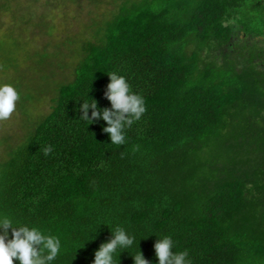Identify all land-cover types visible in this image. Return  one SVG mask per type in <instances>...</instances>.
I'll return each mask as SVG.
<instances>
[{"label": "trees", "instance_id": "16d2710c", "mask_svg": "<svg viewBox=\"0 0 264 264\" xmlns=\"http://www.w3.org/2000/svg\"><path fill=\"white\" fill-rule=\"evenodd\" d=\"M113 72L147 108L120 146L79 111L111 107ZM3 84L0 214L58 236L54 264L116 226L117 264H158L165 235L191 264H264V0H0Z\"/></svg>", "mask_w": 264, "mask_h": 264}, {"label": "clouds", "instance_id": "9594fccd", "mask_svg": "<svg viewBox=\"0 0 264 264\" xmlns=\"http://www.w3.org/2000/svg\"><path fill=\"white\" fill-rule=\"evenodd\" d=\"M109 76L105 96L111 107L101 109L95 99L92 102L81 100L79 111L83 115L80 118L91 124L102 118L106 122L103 131L109 134L111 144L120 146L126 143L125 129L141 120L147 108L143 96L131 89L124 75L113 72ZM19 99L13 85H0V121L11 118ZM51 151L49 146L44 154ZM111 232L112 239L95 251L92 264H117L118 252H128L126 250L136 243V236L122 226L114 227ZM174 247L175 242L169 235L157 239L154 249L158 264H191L188 253L173 251ZM62 251V241L58 236L46 233L39 226L22 223L12 215L0 214V264H54ZM131 256L134 264H151L141 250Z\"/></svg>", "mask_w": 264, "mask_h": 264}]
</instances>
